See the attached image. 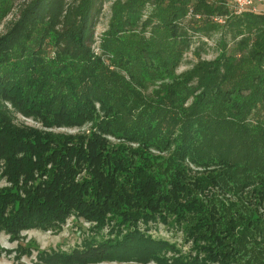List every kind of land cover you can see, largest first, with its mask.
<instances>
[{"label": "trees", "instance_id": "1", "mask_svg": "<svg viewBox=\"0 0 264 264\" xmlns=\"http://www.w3.org/2000/svg\"><path fill=\"white\" fill-rule=\"evenodd\" d=\"M109 2L100 54L95 29ZM14 7L0 34V233L59 230L74 216L91 223L82 243L49 262L257 264L238 256L243 235L264 239V217L238 207L224 222L233 208L217 196L264 204V10L0 0V17ZM196 41H213L217 55L196 50L177 75ZM156 222L181 227L191 250L153 236Z\"/></svg>", "mask_w": 264, "mask_h": 264}, {"label": "rangeland", "instance_id": "2", "mask_svg": "<svg viewBox=\"0 0 264 264\" xmlns=\"http://www.w3.org/2000/svg\"><path fill=\"white\" fill-rule=\"evenodd\" d=\"M113 1V0H111ZM9 4H6L9 7ZM111 2L107 3L100 19V23L95 29L96 42L93 45L95 52L102 53L100 49V43L102 39V34L108 29L111 16ZM16 13V7L7 16L0 17V34L5 31V25L8 20H10ZM1 14V11H0ZM196 50L199 51L200 56L205 59H213L217 55L216 46L213 41L208 43L193 42L191 48L185 53L184 58L177 68V75L189 70L199 59ZM126 72H122L125 74ZM161 81H158L154 85L150 86L148 90L145 91L147 96L152 97L155 93L159 92L158 88L161 85ZM190 102V101H189ZM188 104V103H187ZM17 123H24L30 126L42 127L39 121H35L32 118H25L22 115H18ZM90 123L84 125L81 128H60L56 131L77 133L83 132L90 128ZM113 141L118 143L116 139L113 138ZM155 154L159 156L161 153L158 151ZM6 184V181L3 179L0 181V185ZM215 195H218L215 192ZM245 196V195H244ZM219 203L225 202L227 208H233L232 211L227 212L228 215L224 219L226 222L229 218V215L235 214V210H238V207L245 212V216L250 214L258 213L264 217V204L261 206V209L255 211L253 207H250L248 204H244L242 199L238 195L230 194L223 195L219 193L217 196ZM245 199V198H244ZM223 206V205H221ZM239 212V210H238ZM241 213V212H240ZM243 215V214H242ZM77 219L72 216L68 219L67 223L59 230H41V229H24L18 235L11 236L5 232L0 233V264H66L63 261H48L52 255L62 254L65 251L72 250L75 246H80L82 239L85 236V229H88L91 226L89 222L80 219ZM82 228V229H81ZM87 231V230H86ZM153 236L156 238H165L171 242H176L184 252H189L191 250V244L185 241L184 231L181 227L176 225H166L162 222L152 223L151 229L149 230ZM247 234V233H246ZM245 234V235H246ZM252 235H254L252 233ZM251 241H248L246 236L244 249H242V254L238 256L239 260L242 263H245L247 260L256 261L257 264H264V239H261L260 236L254 237L249 235ZM251 242V243H250ZM172 256V252L167 253V257ZM72 264V263H70ZM73 264H158L154 261L147 262H136V261H111V262H94V263H73Z\"/></svg>", "mask_w": 264, "mask_h": 264}, {"label": "built area", "instance_id": "3", "mask_svg": "<svg viewBox=\"0 0 264 264\" xmlns=\"http://www.w3.org/2000/svg\"><path fill=\"white\" fill-rule=\"evenodd\" d=\"M237 12L264 10V0H231Z\"/></svg>", "mask_w": 264, "mask_h": 264}]
</instances>
